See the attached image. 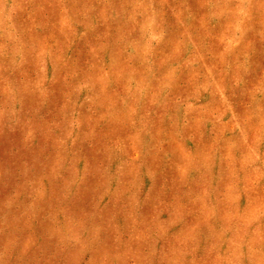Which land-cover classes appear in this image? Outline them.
I'll return each mask as SVG.
<instances>
[{
    "label": "rangeland",
    "instance_id": "obj_1",
    "mask_svg": "<svg viewBox=\"0 0 264 264\" xmlns=\"http://www.w3.org/2000/svg\"><path fill=\"white\" fill-rule=\"evenodd\" d=\"M0 264H264V0H0Z\"/></svg>",
    "mask_w": 264,
    "mask_h": 264
}]
</instances>
